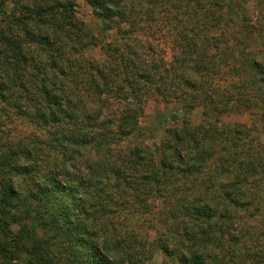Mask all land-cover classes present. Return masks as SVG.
<instances>
[{"label":"trees","instance_id":"16d2710c","mask_svg":"<svg viewBox=\"0 0 264 264\" xmlns=\"http://www.w3.org/2000/svg\"><path fill=\"white\" fill-rule=\"evenodd\" d=\"M83 1L88 22L22 3L0 29V254L25 221L37 264H264V141L220 120L264 122V21L245 0ZM150 99L201 118L148 141Z\"/></svg>","mask_w":264,"mask_h":264},{"label":"rangeland","instance_id":"374dc122","mask_svg":"<svg viewBox=\"0 0 264 264\" xmlns=\"http://www.w3.org/2000/svg\"><path fill=\"white\" fill-rule=\"evenodd\" d=\"M71 1L75 2V6L70 7L71 12L72 10H74L73 18L82 21L86 20L88 22L92 18L91 8L86 3H84L83 0H0V29L7 33L11 28L13 29V31L16 30L17 26H12L14 23V18L19 19L20 17L27 15V11H25L24 8H20V5L22 3L31 5V7H33V9L35 10H41L48 13L49 11H47V9H49V7L54 3L60 2L68 5V3H70ZM258 2H260V4H258ZM244 5L247 7L249 15L252 16L253 19H257L259 17L261 18L260 21H264V0H245ZM255 9L259 10V14L257 13V11L255 12ZM62 18L63 17L61 16H55V19L59 23L63 20ZM46 19H49V16L46 17ZM28 42L32 44L31 49L34 52V55L37 53L39 48H43V46H46L45 42L41 40H29ZM259 45L260 44L258 42H255V44L253 43V46H256L255 49L257 47L260 48ZM47 48L48 47L46 46V49ZM166 51V57L169 59L171 55L169 46L168 49L166 48ZM86 53L88 55L97 57L100 55L99 49L87 50ZM35 58L38 60L37 56ZM144 113L145 117L142 119V126L146 128V138L148 139V141L159 138L163 134L162 132L165 128L180 126L184 118L189 119L193 123L199 122L201 118L200 109H196L192 112H187L182 108L180 104L176 102H166L159 99L148 100L144 106ZM220 120L223 124L226 125H232L236 123L245 124L255 130V132L253 131L251 133L253 135H256V140L264 141V122L262 121V118L259 116V114L253 111L243 110L232 111L229 113L226 112L220 116ZM12 123L13 119L8 122L9 125H7L6 127L4 126V130L9 131L13 129L15 123ZM149 134L153 137L149 136ZM2 193L3 191H1L0 187V197L2 196ZM14 200L15 199L11 200V202L13 203V207L16 211V203H14ZM24 223L26 222L23 221V224L21 222H18L17 225H12L10 227V232L8 231L1 235V239H4L3 241H5L6 243V245H4L6 246V250L2 251L0 254V264H37V254L36 252H33L32 249L34 248V246L32 245L34 237H31L30 235L28 236L27 231L24 232V230H22L23 228L21 226L25 225ZM20 228L21 230H19ZM20 231H22L21 234ZM46 243H49V245H51L55 242H45V248L46 245H48ZM147 263L174 264L167 259L163 261V256L160 254V252L154 253L152 258Z\"/></svg>","mask_w":264,"mask_h":264}]
</instances>
